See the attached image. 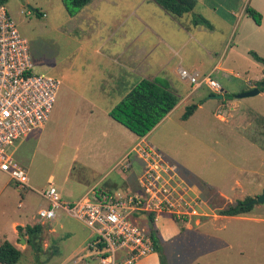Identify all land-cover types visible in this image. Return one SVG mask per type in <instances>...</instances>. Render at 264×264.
Returning <instances> with one entry per match:
<instances>
[{"label": "crops", "instance_id": "1", "mask_svg": "<svg viewBox=\"0 0 264 264\" xmlns=\"http://www.w3.org/2000/svg\"><path fill=\"white\" fill-rule=\"evenodd\" d=\"M194 1L192 11L180 17L169 14L153 0H92L75 16H69L74 20L85 12L92 2H96V44L91 48L90 57L82 55V58H78L76 51H72L73 57L69 56V59L72 57L73 63L70 62L67 67H57L59 78H54L59 80L60 86L64 84L69 91L60 94L58 92L56 105L42 128L55 131V128L59 127L64 131L66 126H71L76 132H83V140H74L75 135H69L73 139L69 138L65 142L75 155V164H111L105 174L115 176L108 182L103 179L97 184L93 180L86 182L81 178L71 177V171L59 179L50 176L48 183L56 188L61 200L73 203L83 197L95 198L100 194L139 193L138 180L142 175L143 164L132 151L138 145L151 146L158 151L147 142L150 134L164 124L167 128L171 117L175 113L178 114L183 124L177 125L178 128L175 126L172 139L174 143L180 142L181 147L187 148V161L192 158H204L200 166L210 164L209 176L203 178L188 166L179 164L175 158L158 152L169 160L164 158L175 169L179 183L186 187L188 194L202 201L201 211L204 216L193 219L189 224L175 222L165 215L156 222H153L151 217L142 216L140 222L147 220V225L143 226L149 236L152 231L155 232L158 249L135 264H160L161 255L166 264H202L204 261L206 264H253L254 260L264 257V253L259 252L262 249V238L255 235L257 225L264 222V204H256L249 212L238 216L218 214L238 201L258 197L264 187L257 186L256 189L250 190L254 182V172L241 168L240 178H231L228 190L222 189L214 175L213 151L208 145L202 147L204 144L197 139L198 130L207 126L203 123L207 121V114L221 122L225 126V132L242 133L253 148L264 151V118L255 114L251 119L244 120L238 103L226 108V98L230 91L244 93L256 88V85L249 84L246 80L244 83L249 85L248 89L242 90V87H238V83L243 81L237 73L238 70L242 71L245 77L254 75L253 81H264V71L260 69V63L264 62L257 61L252 56L254 53L264 61V54L260 52V49L264 51V3L259 0ZM247 9H252L261 16L259 24L247 14ZM195 17L204 19L209 27L195 24ZM230 40L232 47L228 45L231 44ZM81 47L79 50L85 53V48L89 45L82 43ZM227 50L232 51L231 60L226 59ZM76 60L80 62L78 65ZM65 62L66 57L59 63ZM56 65L55 63L53 67ZM181 69L196 71L217 84V80L221 81L225 85L219 84L223 99H211L210 97L219 94L206 85L195 88L181 81ZM83 70L85 74L80 76ZM229 77L233 78L232 81L224 83ZM142 80L152 81L167 89L178 102L149 134L139 138L114 121L109 113ZM231 82L234 83L229 86ZM80 84L85 85L83 90L80 89ZM203 88L209 91L207 98H202L204 95L200 90ZM190 106L196 108L188 119L183 120L181 117ZM70 111L74 114L73 118L68 114ZM78 113L81 115L78 116ZM62 116L65 120L57 125V121L63 119ZM170 129L171 127H168L166 130ZM94 131L96 137L100 133L104 139L109 138L110 131L113 144L107 151L101 148L102 142L95 140ZM177 131L181 134L178 135ZM30 135L19 141L14 151V159L24 170L26 162L23 152L27 149L25 144ZM81 146L85 149L84 158L80 163H76V160H79L76 152ZM96 148L101 152L100 156L97 155V163ZM83 169L85 171L86 167L83 166ZM91 174L93 179L95 172ZM52 183H56V186ZM229 226L231 235L225 233ZM17 227L24 228L17 223L12 224L16 237L20 235ZM68 229L72 235L78 231L71 225ZM210 229L215 231L216 235H210ZM46 232L52 237L54 229H48ZM90 241L91 233L83 239L82 245H86L85 248L93 253L84 256L100 264L95 251L89 247ZM16 248L22 251L19 247ZM77 262L75 263L92 264Z\"/></svg>", "mask_w": 264, "mask_h": 264}, {"label": "rangeland", "instance_id": "2", "mask_svg": "<svg viewBox=\"0 0 264 264\" xmlns=\"http://www.w3.org/2000/svg\"><path fill=\"white\" fill-rule=\"evenodd\" d=\"M259 1L264 3V0ZM5 5L17 31L28 41L33 66L31 70L32 75H46L59 78L57 67H67L70 62L73 63L72 51H76L78 58H82V55L86 57L92 55L90 53L91 48L96 44V2H92L84 10L85 12H82L74 20L66 14L61 0H8ZM82 43L86 46L89 45V47L85 48V53L79 50V48H82ZM228 45L232 47V42ZM260 50L264 54V51ZM231 54L232 51L227 50V60H231ZM69 56L72 57L69 59ZM65 57L66 62L59 63ZM262 58L264 59V55ZM55 63L57 65L53 67ZM76 63L78 65L80 63L79 60H76ZM260 69L264 71V64L260 63ZM84 72L83 70L80 76H84ZM237 73L243 80L238 83V87H242V90L249 88V85L246 86L244 83L245 80L246 82H250L249 84L259 86L260 81H253L255 80L254 75L245 77L240 70ZM232 79V77H229L227 80H224V83L230 82ZM217 82L225 86L221 81L217 80ZM233 83L231 82L229 86ZM79 86L83 90L85 85L80 84ZM59 89L57 94L58 92L60 94L64 91H69L64 84H61ZM225 90L228 91V88L225 87ZM200 92L204 95L202 98L208 97L209 91L205 88L201 89ZM228 94L226 108L238 103L240 107L239 111L243 113L242 118L244 120L245 118L251 119L255 114L264 118V88L263 92L248 98L236 99V96L242 94L236 93V91H230ZM217 103L221 104V102ZM55 105L56 102L53 107ZM71 113L73 112L70 111L68 114L73 118L74 114ZM179 113H181V110H179ZM80 115L78 113V116ZM61 118L63 119L58 120L57 125L65 120L64 116ZM171 119V122L167 126V128L171 127L169 131L166 130V124H164L150 134L147 142L154 148H157L163 155L175 158L179 164L188 166V168L197 172L201 177H208L210 164L207 163L201 167L200 165L204 158H192L187 161V148L185 146L181 147L180 142L174 143L172 137L176 129L175 126H181L183 123L176 113ZM206 119L207 121H203V123L207 126H202L198 130L197 139L198 142L204 144L202 147L208 145L212 149L215 156L214 175L218 178L222 189L228 190L231 178H240L239 170L241 168L254 172V182L251 184L250 190L256 189L257 186L263 188L264 151L253 148L252 144L247 141L242 133L225 132L223 130L225 126L214 116L209 117L206 114ZM177 134L179 135L181 132L177 131ZM69 135H75L74 140L77 141L84 138L83 132H76V130H72L71 126H66L64 131L57 127L55 131L54 129L48 130V128H45L31 133L29 141L25 144L27 149L23 152L26 162L25 170L29 179V189L18 187L10 180L7 174L0 172V245L8 241L11 244H15L19 249H22L20 259L16 264H77V261L98 264V261L85 258L84 256L93 252L87 250L85 248L86 245H82L83 239L89 236L90 232L81 223L65 215L62 210H57L56 218L51 221L42 220L37 215L41 209H45L48 205V201L41 194L52 186L48 183L50 176L54 179H59L63 178L66 173H69L68 171H71V177L81 178L86 182L93 180L96 181V184L101 179L108 182L115 176V174H110L109 176L105 174L108 166L111 164L97 163L98 156L101 155V152H98V148H96V153L98 152L96 154V166L93 164H82L86 167L84 171L83 166L75 164L73 162L75 155L71 149H68L65 143L69 138L73 139ZM93 135L96 141L103 143V147L101 148L105 151L113 144L112 140H110V131L109 138L107 139L102 138L100 133L96 137V131H94ZM73 149L75 151L74 147ZM84 151L85 149L82 146L78 149L76 157L79 160H76V163H80L83 160ZM14 155L15 152L12 154L13 158ZM197 157H199V154ZM164 158L168 160L166 157ZM93 171L95 174L93 179H91ZM52 184L55 185L56 183ZM13 223H17L23 227L41 225L42 233L36 241L37 244H28L26 235L16 237L13 233ZM140 224L146 226L147 220L143 219ZM70 225L78 230L73 235L68 232ZM257 227L255 235H259L262 238V249L259 252L264 253V222L259 223ZM52 228L54 229V234L51 237L47 234L46 230ZM225 233L228 235L232 234L231 226H229ZM209 234L216 235V232L210 229ZM20 237L24 239V243H21ZM202 264H206L205 261ZM253 264H264V257L254 260Z\"/></svg>", "mask_w": 264, "mask_h": 264}, {"label": "built area", "instance_id": "3", "mask_svg": "<svg viewBox=\"0 0 264 264\" xmlns=\"http://www.w3.org/2000/svg\"><path fill=\"white\" fill-rule=\"evenodd\" d=\"M32 67L28 41L19 34L0 0V172L22 189L29 188V179L12 154L19 141L47 123L60 86L52 76L32 75ZM179 76L195 88L206 85L222 93L219 84L196 71L181 69ZM133 152L143 164L137 194H100L71 203L62 201L54 187L43 193L49 206L41 209L38 217L51 221L56 211L62 210L82 223L91 233L89 247L100 264H135L155 252L140 224L142 216L156 222L165 215L181 224L204 216L202 201L188 194L175 169L158 151L138 145Z\"/></svg>", "mask_w": 264, "mask_h": 264}, {"label": "trees", "instance_id": "4", "mask_svg": "<svg viewBox=\"0 0 264 264\" xmlns=\"http://www.w3.org/2000/svg\"><path fill=\"white\" fill-rule=\"evenodd\" d=\"M92 0H61L62 5L68 16H75L81 9L87 6ZM162 9L174 16H182L191 12L194 8V0H153ZM6 3L7 0H2ZM247 14L256 24L260 23L261 16L252 9H247ZM38 15V14H37ZM195 24H204L209 27L208 23L199 17L194 18ZM254 59L264 62L256 54L252 53ZM264 81L259 82L260 91H263L261 85ZM177 98L167 89L160 87L157 83L148 80H142L133 90L118 103L109 113V116L118 124L125 127L137 137H145L149 134L159 122L176 106ZM195 106H190L182 115V119L186 120L195 110ZM251 199L238 201L234 205L218 212L222 216H238L249 212L253 206H247ZM20 235L28 237V244H37L36 241L40 237L42 228L39 225L32 227L16 228ZM155 232H151L150 236L155 251L158 249V241ZM21 256V252L10 242L5 241L0 245V264H16ZM160 264H166L163 256H160Z\"/></svg>", "mask_w": 264, "mask_h": 264}, {"label": "water", "instance_id": "5", "mask_svg": "<svg viewBox=\"0 0 264 264\" xmlns=\"http://www.w3.org/2000/svg\"><path fill=\"white\" fill-rule=\"evenodd\" d=\"M261 88H264V83L261 85ZM259 93H260V88L256 87L250 91L239 94L238 96H236V98L242 99V98L253 97ZM210 98L214 99V100H222L223 95H221V94L214 95ZM256 204H264V190L261 192V194L258 197L251 199L248 203H246L247 206H254ZM20 240H21V243H24V239L22 237H20Z\"/></svg>", "mask_w": 264, "mask_h": 264}]
</instances>
